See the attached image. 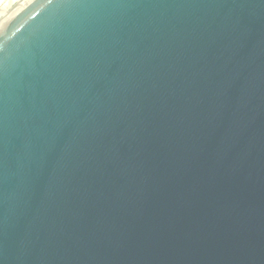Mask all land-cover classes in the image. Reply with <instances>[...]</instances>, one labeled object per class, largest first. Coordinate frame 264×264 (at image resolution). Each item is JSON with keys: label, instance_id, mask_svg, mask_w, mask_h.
<instances>
[{"label": "water", "instance_id": "water-1", "mask_svg": "<svg viewBox=\"0 0 264 264\" xmlns=\"http://www.w3.org/2000/svg\"><path fill=\"white\" fill-rule=\"evenodd\" d=\"M0 264H264V0H0Z\"/></svg>", "mask_w": 264, "mask_h": 264}]
</instances>
